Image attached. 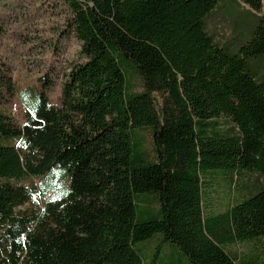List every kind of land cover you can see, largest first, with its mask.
I'll list each match as a JSON object with an SVG mask.
<instances>
[{
    "label": "trees",
    "instance_id": "16d2710c",
    "mask_svg": "<svg viewBox=\"0 0 264 264\" xmlns=\"http://www.w3.org/2000/svg\"><path fill=\"white\" fill-rule=\"evenodd\" d=\"M62 1L84 61L58 106L42 77L22 124L0 111V264H264L226 252L264 240L263 0H233L255 19L236 51L207 30L225 0ZM26 178L58 185L33 213Z\"/></svg>",
    "mask_w": 264,
    "mask_h": 264
},
{
    "label": "rangeland",
    "instance_id": "374dc122",
    "mask_svg": "<svg viewBox=\"0 0 264 264\" xmlns=\"http://www.w3.org/2000/svg\"><path fill=\"white\" fill-rule=\"evenodd\" d=\"M221 3V13L207 23V30L218 42L229 40L232 30H236L238 36L233 47L236 51L251 33L255 19L246 7L233 0ZM69 18V10L62 0H0V73L10 79L12 86L10 95L5 93L0 82V111L18 124L23 123L26 111L33 110L36 94L42 90L39 78L46 77V95L51 105L58 106L64 76L70 67L84 61L79 53L80 43L67 28ZM130 83L134 91H140L137 78L133 77ZM139 136L144 148L150 150L149 132L141 131ZM254 179L255 176L249 175L243 184L249 185ZM18 184L32 190V200L17 208V211L26 213L41 208L48 198L56 195L58 187L55 179L51 187L43 179L26 178ZM230 202L231 195L226 186L213 179L206 213H223ZM262 246L264 240L262 244L236 242L228 245L226 252L241 258L261 252Z\"/></svg>",
    "mask_w": 264,
    "mask_h": 264
}]
</instances>
